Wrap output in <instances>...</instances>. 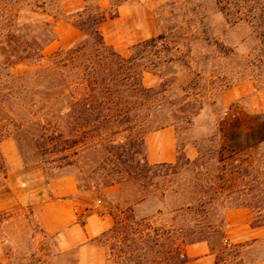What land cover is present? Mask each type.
<instances>
[{
	"label": "rangeland",
	"instance_id": "1",
	"mask_svg": "<svg viewBox=\"0 0 264 264\" xmlns=\"http://www.w3.org/2000/svg\"><path fill=\"white\" fill-rule=\"evenodd\" d=\"M21 1L0 0V24L14 16L23 5ZM254 1L244 4L241 0H123L120 8L117 7V16L100 26L105 41L123 57L133 54L134 45L159 37L153 46L136 49L144 56L147 67L143 83L161 90L166 125L175 132L177 156L193 160L198 150L202 153L205 167L199 170L200 194L206 197L212 194L211 168L216 166L217 171H222L217 163V144L224 142L228 147L243 150L226 158V166L237 159L245 164L254 161L264 167V19L258 18L264 0ZM237 2H241L242 12L248 18L234 22V15L226 16L221 8L233 12ZM80 3L81 0H66L64 5L70 10ZM115 3V0H100L102 7L112 12ZM21 14L19 19L23 23L28 12ZM41 17L45 18L38 16L30 21L40 23ZM66 23L77 30L63 17L53 20L55 40L43 46L45 56L58 49H69L79 41L81 33L71 43H60L61 37L67 41L73 34ZM21 26H16L20 29L16 33L24 41L26 32ZM4 46L0 45V71L18 75L30 69L27 62L7 66L9 54ZM0 119V130L2 126L4 130L11 129L1 111ZM160 129L153 128L146 136L147 155L152 144L148 136ZM5 141L9 143L3 145ZM255 144L260 146L254 154L248 148ZM96 157L92 151L80 154L69 167H53L51 176L38 161L29 134L15 133L14 138L0 141V264H79L76 250L59 251L54 236L42 228L38 212L39 204L48 196L50 182L63 176H72L77 184L79 219L89 211L98 210L117 218L119 224L114 227L141 231L170 228L168 212L179 205V196L171 190L192 189L189 181L196 174L192 165L184 163L178 174L171 175L173 183L166 187L165 197L161 195L162 186L153 184L149 188L151 194L131 205L130 211L129 204L140 195L137 186L127 183L104 187L93 174ZM222 182L216 180L217 185ZM11 198H17L18 203ZM159 210L163 214L156 217ZM183 228L207 231L197 237L216 244L220 234L211 231L221 227ZM196 239L185 237V242L189 244ZM94 244L100 250L87 251V261L83 264H123L120 256L123 245L117 234L99 235ZM227 253L226 261L220 264L257 263L264 259V239Z\"/></svg>",
	"mask_w": 264,
	"mask_h": 264
},
{
	"label": "trees",
	"instance_id": "2",
	"mask_svg": "<svg viewBox=\"0 0 264 264\" xmlns=\"http://www.w3.org/2000/svg\"><path fill=\"white\" fill-rule=\"evenodd\" d=\"M65 1L22 0L23 5L14 16L0 24V45H5L9 54L6 65L27 62L30 67L18 75L0 71V111L11 126L6 130L1 127L0 141L14 138L15 133L29 134L39 155L38 161L51 176L52 169L69 167L75 157L92 151L97 156L93 174L104 187L127 183L137 186L140 195L129 204L130 211L131 205L151 194L149 188L153 184L162 186L161 195L165 197L166 187L173 183L171 175L178 174V168L184 163L192 165L196 170L189 181H192V189L171 190L179 196V205L168 212L171 216L168 230L112 227L101 236L117 234L123 245L120 251L123 264H186L185 237L197 238L189 244L207 241L211 251L216 253L215 264L225 262L227 250L243 246L225 240L226 211L247 208L251 213V226L264 228V167L254 161L245 164L237 159L226 166V158L243 150L228 147L224 142L217 144V163L221 164L222 171H217L216 166L211 168L212 194L206 197L200 194L199 170L205 167V161L199 150L193 160L183 156L182 162L183 158L177 156L173 163H150L146 136L153 128H167V115L161 90L143 83L147 67L144 56L136 49L153 46L159 37L134 45L133 54L123 57L105 41L100 31L101 24L117 16V7L123 0H115L113 12L103 8L100 0H81L70 10L65 8ZM241 1L246 4L253 0ZM242 7L241 2H237L233 12L224 7L221 11L226 16L233 14L234 22H238L248 18ZM22 11L28 12L27 21L23 23L19 19ZM38 16L45 18L41 17L40 23L30 21ZM59 17L81 33L79 41L69 49H58L45 56L43 46L55 40L53 20ZM258 18L264 19V7ZM20 24L26 32L24 41L17 34L20 29L16 26ZM18 140L22 142L21 136ZM259 146L249 145L248 149L255 154ZM167 169L174 171L169 173ZM216 180L223 182L217 185ZM162 214L159 210L156 217ZM113 219L114 226L119 224L116 217ZM183 227L221 228L211 231L220 234L214 244L208 238L197 237L207 231Z\"/></svg>",
	"mask_w": 264,
	"mask_h": 264
},
{
	"label": "crops",
	"instance_id": "3",
	"mask_svg": "<svg viewBox=\"0 0 264 264\" xmlns=\"http://www.w3.org/2000/svg\"><path fill=\"white\" fill-rule=\"evenodd\" d=\"M65 26L73 34L67 41L61 37L60 43L63 45L71 43L80 34L69 24L66 23ZM148 137L152 142L148 149L150 163L176 161L173 129L167 127ZM8 143L9 141H5L3 145ZM77 193L78 187L72 176L54 179L49 184L48 196L39 204L38 212L42 228L54 236L59 251L76 250L79 254V264H83L87 261L85 260L88 256L87 251L92 253L100 250V247L94 244V239L114 227L115 223L110 213L98 210L89 211L83 219H79L81 213ZM11 199L18 203L17 198ZM225 223L224 232L227 243L251 245L264 239V228L251 226V213L247 208L226 211ZM184 250L188 257L186 264H215L216 262V253L211 251L207 241L187 244ZM253 264H264V259Z\"/></svg>",
	"mask_w": 264,
	"mask_h": 264
}]
</instances>
